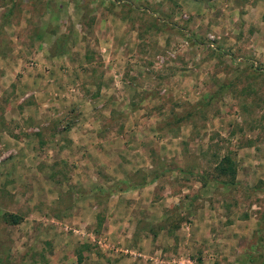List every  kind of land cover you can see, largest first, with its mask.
Here are the masks:
<instances>
[{
    "label": "rangeland",
    "instance_id": "obj_1",
    "mask_svg": "<svg viewBox=\"0 0 264 264\" xmlns=\"http://www.w3.org/2000/svg\"><path fill=\"white\" fill-rule=\"evenodd\" d=\"M0 263L264 264V0H0Z\"/></svg>",
    "mask_w": 264,
    "mask_h": 264
},
{
    "label": "trees",
    "instance_id": "obj_2",
    "mask_svg": "<svg viewBox=\"0 0 264 264\" xmlns=\"http://www.w3.org/2000/svg\"><path fill=\"white\" fill-rule=\"evenodd\" d=\"M180 119L181 117H179V120ZM205 174L206 173L202 171L199 173L200 177L202 178H206L207 174ZM208 175L210 176V180L214 181L215 183H219L222 186H232L235 183L236 175L234 161L228 154L222 155L218 160L215 161V164ZM200 182L203 184L201 179ZM1 218L5 223L8 224H17L20 221L19 217L14 213H2Z\"/></svg>",
    "mask_w": 264,
    "mask_h": 264
},
{
    "label": "built area",
    "instance_id": "obj_3",
    "mask_svg": "<svg viewBox=\"0 0 264 264\" xmlns=\"http://www.w3.org/2000/svg\"><path fill=\"white\" fill-rule=\"evenodd\" d=\"M123 251H124V252H128V250H127V249H124Z\"/></svg>",
    "mask_w": 264,
    "mask_h": 264
}]
</instances>
